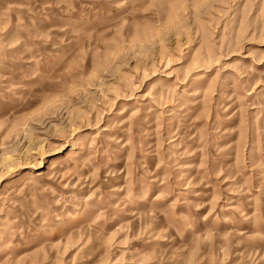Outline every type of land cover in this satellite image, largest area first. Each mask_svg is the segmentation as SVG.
<instances>
[{
    "label": "rangeland",
    "instance_id": "obj_1",
    "mask_svg": "<svg viewBox=\"0 0 264 264\" xmlns=\"http://www.w3.org/2000/svg\"><path fill=\"white\" fill-rule=\"evenodd\" d=\"M0 264H264V0H0Z\"/></svg>",
    "mask_w": 264,
    "mask_h": 264
}]
</instances>
